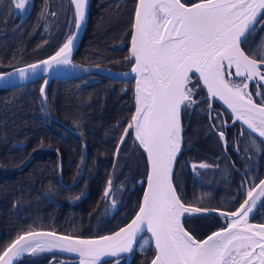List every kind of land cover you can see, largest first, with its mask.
<instances>
[{
    "label": "trees",
    "instance_id": "16d2710c",
    "mask_svg": "<svg viewBox=\"0 0 264 264\" xmlns=\"http://www.w3.org/2000/svg\"><path fill=\"white\" fill-rule=\"evenodd\" d=\"M195 1L198 0H182L186 4ZM135 4L136 0H90L85 30L72 61L117 70L129 68L133 60L126 57ZM44 7V0H31L29 14L17 26L21 15L10 0H0V71L50 55L71 33L73 11L69 0H48V10L55 16H42ZM15 23L16 29L11 33L2 31ZM262 39L264 24L241 47L246 54L259 57ZM41 83L39 79L0 89V251L30 226L78 237L113 232L131 219L140 203L143 186H126L116 212L112 216L103 212V192L113 173L115 149L134 112L133 81L97 74L51 80L45 89V107L39 98ZM192 115L183 120L188 124V133L191 127L198 132L205 121L201 112ZM129 139L130 133L117 157ZM84 154L79 180L69 188L62 187L59 176L65 184L75 181ZM225 164L222 171L208 176L209 182L203 181L205 178L200 181L191 176L184 154L179 155L172 181L183 202L235 210L243 199L238 195L243 181L226 158ZM235 165L254 186L264 176V148L256 164ZM145 172L144 161L143 177ZM77 196L79 199H74ZM259 209L252 222H264V206L259 205ZM223 225V218L216 215L188 217L184 222L196 239ZM153 255L151 245L141 250L137 244L129 264H148ZM54 256L61 257L56 264H76L54 251L25 254L14 264H49ZM123 258L119 264L125 263L126 257ZM109 263L107 260L101 264Z\"/></svg>",
    "mask_w": 264,
    "mask_h": 264
},
{
    "label": "snow or ice",
    "instance_id": "6c2138e0",
    "mask_svg": "<svg viewBox=\"0 0 264 264\" xmlns=\"http://www.w3.org/2000/svg\"><path fill=\"white\" fill-rule=\"evenodd\" d=\"M10 3L21 13L31 6V0ZM44 3L41 15L55 16V12L48 10V0ZM87 4L88 0H70L77 30L86 19ZM262 17L264 0H199L190 6L182 0H138L131 25V48L126 57L134 59L131 73L136 81V110L120 143L131 130L147 154V188L139 210L126 226L95 239L58 235L54 230L41 231L30 226L3 247L0 264H13L23 253L38 255L54 250L78 254L79 264H101L102 257L118 258L132 253L137 244L144 250L152 242L155 254L150 264H264V222L250 223L258 202L264 198V179L248 187L246 193L244 187L248 182L243 181L238 190L242 202L229 211L186 205L172 181L173 165L181 150L182 106L187 109L197 103L193 99L195 89L189 87L190 74H198L209 100L222 101L231 110L234 121L264 138V99L257 103L248 92L249 81L264 82V39L259 57L246 54L241 47L257 25L264 24ZM76 35H67L49 58L15 69L19 79L35 76L37 69L48 73L57 66L78 67L71 60ZM13 74L0 73V80ZM233 75L240 79H230ZM40 93L43 97L44 86ZM212 127L216 129L215 124ZM218 135L225 141L223 130ZM252 146L260 151L255 139ZM119 149L118 143L117 153ZM208 167L211 165L203 162L192 165L193 171ZM112 185L110 176L103 193L105 198L112 197ZM115 206L113 199L112 207ZM214 211L219 212L224 225L206 239H195L182 223L185 215Z\"/></svg>",
    "mask_w": 264,
    "mask_h": 264
},
{
    "label": "flooded vegetation",
    "instance_id": "af4514ba",
    "mask_svg": "<svg viewBox=\"0 0 264 264\" xmlns=\"http://www.w3.org/2000/svg\"><path fill=\"white\" fill-rule=\"evenodd\" d=\"M14 18L16 20V16ZM15 29H16V23L11 28L2 29V31H4L5 33L6 32L11 33ZM262 71H264V68H262ZM229 78L237 81L240 79L238 77H235L234 75ZM248 84H249L248 92L252 95L253 100L259 103L261 99H264V82L249 81ZM189 87L195 89V92L193 94V99L197 101V103L194 104L192 108L184 109L182 106V112H181L182 150L179 155L184 154L185 163L189 169L191 176L194 179L202 181V179L205 178L203 181H207V182L210 181V179L208 178L210 174L214 172L222 171L223 168L227 167L225 164V158H226V160L230 162L232 167L235 168L237 171H239L242 177V181L248 182L244 187V191L246 193L247 188L251 186L249 184L248 179L243 174L242 170L238 166H236L235 163L237 164L238 162L241 165H245V166H248V164H253V165L256 164L260 156L261 149L264 148V140H261L258 136L252 134L239 122L233 121L231 115L215 99L209 100L205 89L203 88L199 79L196 76L191 75V83L189 84ZM257 92H259L261 95H257ZM209 103L211 104V109H209ZM200 112L205 116V121L202 123L201 129L198 130V132H196L195 128L191 127V131L188 133L187 131L188 124L185 122L183 123V120L188 116H191L192 114L196 115ZM210 115H211V120L209 119ZM213 124L216 125V129H213L212 127ZM219 130L224 131L225 141L220 140V137L218 135ZM241 132H243V135H241ZM129 133L131 135V139H129L127 142L128 145L126 147V150L128 151L130 147L131 150L134 151L135 155H137L140 158L138 160V164L144 166V161L146 164L144 153L140 149L137 142L134 140L131 130ZM252 139H255L257 144L259 145L260 148L259 152H257L256 149L252 146ZM187 143L189 145L185 146V144ZM119 157L115 158L114 168L117 163L118 164L120 163L117 162L119 160ZM201 162L207 163L211 165V167L197 168L196 171H193L192 165L193 164L198 165ZM126 171H127V166L125 167V171L122 174L120 173V178H118L119 173L114 178L112 173L111 177L113 179V185H112L113 195L111 198L106 199V204H105L106 207L108 206V204L112 203L113 199L116 201V204L118 206L119 198L122 195V193L125 191L126 186H131V187H134L136 185L138 186L137 184L138 181L132 180L131 177L126 174L127 173ZM143 180L144 177L141 175L140 181ZM260 203L261 202H259L258 206L254 210L252 216L260 211L259 209ZM106 207L104 209H106ZM187 219L188 217L184 218L183 225L184 222L187 221ZM250 222H252L251 219ZM58 258L59 256H54L50 259H52L51 262L53 263L57 261ZM117 260L119 263H121L124 260V258L120 257L116 259H111L109 264H116Z\"/></svg>",
    "mask_w": 264,
    "mask_h": 264
},
{
    "label": "water",
    "instance_id": "95a60500",
    "mask_svg": "<svg viewBox=\"0 0 264 264\" xmlns=\"http://www.w3.org/2000/svg\"><path fill=\"white\" fill-rule=\"evenodd\" d=\"M70 1V0H69ZM137 2H138V0H136V4H137ZM197 2H199V0L198 1H195V2H193V3H191V4H186V5H192V4H194V3H197ZM89 3H90V0H88V4H87V6H86V19H85V21L83 22V25H82V27L79 29V30H77L76 28H75V23H74V19H73V27H72V31H71V33H73V32H76L77 33V35H76V38H75V40H74V48H73V53H72V56H71V60H72V57H73V55H74V53H75V51H76V49H77V47H78V45H79V43H80V40H81V38H82V35H83V33H84V30H85V26H86V23H87V18H88V12H89ZM184 3V2H183ZM136 4H135V6H136ZM30 9H31V6L30 7H28L27 8V11L26 12H24V14L22 15V17H21V20L19 21V23L17 24V26H20L21 24H22V22L26 19V17H27V15L29 14V12H30ZM72 11H73V16H74V8L72 7ZM134 14H135V9H134ZM133 19H134V15H133ZM261 24H258L257 26L259 27ZM70 33V34H71ZM65 42V41H64ZM63 42V43H64ZM62 43V44H63ZM61 44V45H62ZM60 45V46H61ZM59 46V47H60ZM58 47V48H59ZM58 48L55 50V51H57L58 50ZM130 48H131V34H130V41H129V50H130ZM55 51L53 52V53H51L50 55H48V56H46V57H44V58H42V59H39V60H36V61H33V62H30V63H26V64H24V65H20V66H17V67H13V68H11V69H9V70H6V71H0V73H14L11 77H7L5 80H0V89H9V88H13V87H17V86H22V85H25V84H28V83H31V82H33V81H36V80H39V79H42V83H41V86H44V88L46 89V86H47V84L51 81V80H62V79H71V78H76V77H81V76H87V75H93V74H97V75H101V76H106V77H109V78H112V79H116V80H121V81H133V91H134V112H133V114L135 113V110H136V99H135V83H136V81H135V74H132L131 73V68H132V65L134 64V59H132L133 60V63H132V65L129 67V68H127V69H124V70H117V69H112V68H110V67H106V66H103V65H97V64H82V63H75V62H73L72 61V64L73 65H76V66H78V67H72V66H57V67H55V68H53V69H49V72L48 73H44L43 71H41V69H37V74L35 75V76H32V75H29L25 80H23V81H21L20 79H19V77H18V74H16L15 73V69H18V68H26L28 65H30V64H34V63H38V62H40V61H43V60H45V59H47V58H49L50 56H52L54 53H55ZM85 68H87V69H89L87 72H85V71H83V69H85ZM262 68H264V66H262ZM226 71H227V69H226ZM232 72H233V74H234V72H235V70L234 69H232ZM124 73H129L130 75H128V76H125V75H123ZM191 75H193V74H190V76ZM194 76H196L197 78H198V74H195ZM45 80L47 81V83L45 84ZM200 83H201V85L203 86V83L200 81ZM41 86H40V88H41ZM203 88L205 89V91H206V94H207V97H208V93H207V89L203 86ZM39 98H40V103H41V105H42V107H45V94H44V96L42 97L41 96V93H40V89H39ZM213 99H215V98H213ZM212 100V99H211ZM230 115H231V117H232V120L234 121V118H233V116H232V114H231V110L230 109H228L227 108V106L226 105H224L223 104V102L222 101H220V100H218V99H215ZM132 114V115H133ZM237 122H239L240 124H241V122L240 121H237ZM128 125V124H127ZM127 125H126V127H127ZM181 126H182V121H181ZM246 129H247V127L246 126H244ZM124 130V129H123ZM248 131H250L251 132V130H249V129H247ZM132 132V131H131ZM252 133V132H251ZM252 134H254V135H256V136H258L256 133H252ZM121 135H123V131H122V133H121ZM121 135H120V137H121ZM132 135H133V138H134V133L132 132ZM181 136H182V133H181ZM120 137H119V140H118V143L120 144V146H121V144L122 143H120ZM259 137V136H258ZM260 138V137H259ZM261 140H264V138H260ZM135 140V139H134ZM137 142V144L139 145V143H138V141H136ZM117 143V144H118ZM140 147V146H139ZM140 149L142 150V152L144 153V156H145V159H146V173H145V177H144V180L143 181H139L137 184H138V186H141V185H143V189H142V194H141V198H140V203L142 202V200H143V195H144V191H145V189L147 188V173H148V160H147V154L144 152V150L140 147ZM181 150H182V142H181ZM181 150H180V152H181ZM180 152L177 154V158H178V156H179V154H180ZM117 146H116V149H115V153H114V159L116 158V156H117ZM85 159H86V154H84V157H83V161H82V165H81V171H80V175L78 176V178L75 180V181H73L72 183H70V184H65V183H63L62 182V179H61V176H59V182H60V184L62 185V187H64V188H69V187H71V186H73L74 184H76L77 183V181L79 180V178H80V176H81V174H82V171H83V168H84V163H85ZM177 160V159H176ZM175 163H176V161H175ZM175 163H174V165H173V170H174V167H175ZM172 176H173V174H172ZM261 179H264V176L261 178ZM260 179V180H261ZM259 180V181H260ZM259 181H258V183H259ZM108 182V181H107ZM257 183V184H258ZM174 185V184H173ZM106 187H107V184H106ZM104 193V192H103ZM104 197V196H103ZM107 198H105L104 197V200H106ZM262 199V198H261ZM140 203H139V205H140ZM258 204H259V202H258ZM239 207V206H238ZM237 207V208H238ZM208 209H216V208H208ZM116 210H117V205L115 206V207H112L111 206V210H110V216H112L115 212H116ZM139 210V207H138V209H137V211ZM219 210H221V211H225V210H222V209H219ZM136 211V212H137ZM136 212H135V214H136ZM135 214L131 217V219L127 222V223H125L123 226H121V227H124V226H126L128 223H130L131 222V220L134 218V216H135ZM205 215H216V216H220L219 215V212L218 211H214V212H208V213H201V214H196V215H192V216H188V215H185L184 217H182V223H183V220H184V218H186V217H198V216H205ZM250 223H252V222H250ZM253 224H256V223H253ZM121 227H119V228H121ZM119 228L118 229H116V230H114L113 232H116V231H118L119 230ZM186 229V228H185ZM36 230H41V231H53V230H46V229H36ZM187 230V229H186ZM217 230H219V228H217V229H215V230H213V231H217ZM188 231V230H187ZM213 231H211V232H213ZM56 232V231H55ZM113 232H110V233H107V234H104V235H110L111 233H113ZM211 232L210 233H208L206 236H204L202 239H198V240H203V239H206L207 238V236L208 235H210L211 234ZM58 235H66V234H62V233H59V232H56ZM190 233V232H189ZM191 234V233H190ZM147 235L148 236H150L151 234L150 233H147ZM192 235V234H191ZM100 236H103V235H100ZM193 236V235H192ZM73 237H76V238H80V239H95V238H98L99 236H93V237H78V236H73ZM194 237V236H193ZM195 238V237H194ZM196 239V238H195ZM151 247L153 248V250H154V254H155V246H154V242H152L151 243ZM54 252H56V253H58V254H60V255H62V256H65V257H67L68 259H70V260H72V261H75L76 262V264H79V257H78V254H75V253H63V252H59L58 250H54ZM133 253V252H132ZM132 253H125V254H121L120 255V257H126V260H125V264H129L130 263V261H131V256H132ZM25 254H29V253H23L22 255H21V257L23 256V255H25ZM154 256V255H153ZM21 257H19V258H17V259H14L13 260V264L15 263V262H17ZM120 257H118V258H120ZM153 258V257H152ZM58 259H61V257H59ZM111 259H116V258H111V257H102L101 258V263L102 262H104V261H107V260H111ZM50 261H52V259L50 260ZM151 261V260H150ZM150 261H149V263L148 264H150ZM56 263H58V262H55V263H52V264H56ZM50 264V263H49Z\"/></svg>",
    "mask_w": 264,
    "mask_h": 264
},
{
    "label": "rangeland",
    "instance_id": "374dc122",
    "mask_svg": "<svg viewBox=\"0 0 264 264\" xmlns=\"http://www.w3.org/2000/svg\"><path fill=\"white\" fill-rule=\"evenodd\" d=\"M19 15H22L23 13L20 12V10H16ZM126 150V149H125ZM140 158L135 155L134 151L131 150V148L129 147V150L124 151L120 157L119 160L117 162H120L119 164L117 163L115 168H114V172H113V178L116 177L118 175V178H120V173L122 174L125 171V167L127 166V175H129L131 177L132 180H137L138 182L140 181V177L141 175H143L144 173V166L143 165H139L138 164V160ZM120 165V166H119ZM120 170V172H119ZM112 206V203H110ZM110 204H108V206L106 207V209H104V214L110 213ZM101 209L100 212L103 210Z\"/></svg>",
    "mask_w": 264,
    "mask_h": 264
}]
</instances>
